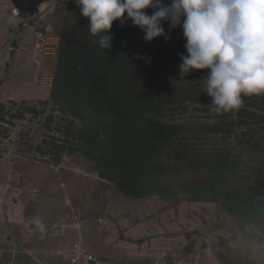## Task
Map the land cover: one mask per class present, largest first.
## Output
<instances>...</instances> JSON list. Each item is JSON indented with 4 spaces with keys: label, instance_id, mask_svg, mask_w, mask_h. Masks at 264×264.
<instances>
[{
    "label": "rangeland",
    "instance_id": "374dc122",
    "mask_svg": "<svg viewBox=\"0 0 264 264\" xmlns=\"http://www.w3.org/2000/svg\"><path fill=\"white\" fill-rule=\"evenodd\" d=\"M86 20L76 0H0V259L90 264L102 235L107 251L124 244L142 264H264V94L214 113L202 87L208 70H193L149 106L143 95L160 82L151 76L121 120L77 113L54 71L62 35L76 31L70 44L81 47ZM163 26L170 39H158L179 66L182 28ZM130 118L167 129L131 148ZM110 125L121 135L108 137Z\"/></svg>",
    "mask_w": 264,
    "mask_h": 264
},
{
    "label": "clouds",
    "instance_id": "9594fccd",
    "mask_svg": "<svg viewBox=\"0 0 264 264\" xmlns=\"http://www.w3.org/2000/svg\"><path fill=\"white\" fill-rule=\"evenodd\" d=\"M76 4L102 49L112 47L109 30L118 19L121 26L131 20L145 41L170 39L164 22L169 32L182 28L187 54L180 57V78L193 70H208L202 87L214 113L239 110L243 97L264 94V0H76ZM35 223L42 228L39 218Z\"/></svg>",
    "mask_w": 264,
    "mask_h": 264
},
{
    "label": "trees",
    "instance_id": "16d2710c",
    "mask_svg": "<svg viewBox=\"0 0 264 264\" xmlns=\"http://www.w3.org/2000/svg\"><path fill=\"white\" fill-rule=\"evenodd\" d=\"M79 24L84 33L81 47L76 48L70 44L76 38V31L71 37L66 33L63 34L54 71L57 85L70 90L71 105L76 108L77 113L79 108L88 107L92 112L110 113L111 117L117 113L121 120L129 111L135 113L138 97L144 92L142 87L154 75L160 78L158 80L160 82L152 87V90L156 91L143 95L142 101L150 102L149 106L152 105L160 99L159 91L164 95L174 96L171 87L174 86L173 79L177 73H180V69L174 57L168 54L167 48L158 38L145 41L144 33L139 27L133 26L131 20L121 26L118 19L113 22L109 30V34L112 35V47L102 49L99 47V36L93 37L89 31V19ZM164 25L169 26L167 22H164ZM94 40L96 43H93ZM178 43L182 46L181 42ZM81 53L82 58L79 61L78 57ZM145 56L150 58V62L149 59L144 58ZM167 65H172L174 68L172 69V66L167 68ZM78 71L83 75L80 76ZM125 107L126 111H124ZM119 122L117 119L113 121V131H117ZM128 122L126 140L130 141L131 148L137 145L143 149L148 137L157 140L167 129L165 125H160L151 118H145L137 123V126L133 118ZM113 127L108 126L106 135L120 136L121 134L112 131ZM97 144L103 146L102 142ZM113 151H101L99 154H113ZM126 153L134 154L132 150H127ZM102 163L105 164L107 161L102 160Z\"/></svg>",
    "mask_w": 264,
    "mask_h": 264
},
{
    "label": "crops",
    "instance_id": "0c3cea01",
    "mask_svg": "<svg viewBox=\"0 0 264 264\" xmlns=\"http://www.w3.org/2000/svg\"><path fill=\"white\" fill-rule=\"evenodd\" d=\"M115 228H116V226L114 224L109 229L106 226V229L111 230L112 233H114V230L113 229H115ZM146 229L149 230V227L146 228ZM103 232L106 233V230L101 231V234ZM101 237H102V235H99L98 239L94 241V247L91 248L87 252V253H91L97 259V262L90 263V264H114L115 262H123L124 264H142L144 262V260H140V254H139V252L137 250H135V249L133 250L132 248H127L126 249V246L124 244H121V249L119 247H113L114 250L107 251V247H104L101 242L98 243V241H100ZM156 239H159V238H156ZM160 239H162V238H160ZM157 241H162V240H156V241H154V243H157ZM128 249H130V250L132 249L133 251L132 252H130V251L128 252ZM9 250H11V249L9 248ZM121 250H122V252H121ZM146 250L149 253V250L148 249H146ZM109 252H111V255L110 256H107V253H109ZM120 252L121 253H124V256L123 257L120 254ZM78 253L79 252L74 253L71 256L74 257V255H77ZM119 254L121 256H118ZM141 254L142 255H147L145 252H141ZM12 255H15V254H12ZM119 257H121V258L127 257V259L121 261L120 259H117ZM141 261H143V262L141 263ZM0 264H8V263H6L3 259H0Z\"/></svg>",
    "mask_w": 264,
    "mask_h": 264
},
{
    "label": "bare ground",
    "instance_id": "6f19581e",
    "mask_svg": "<svg viewBox=\"0 0 264 264\" xmlns=\"http://www.w3.org/2000/svg\"><path fill=\"white\" fill-rule=\"evenodd\" d=\"M192 234H194L195 236L196 235H198V236L200 235L197 230L192 231ZM87 261H92L94 263V262H96V259L92 257V258L87 259Z\"/></svg>",
    "mask_w": 264,
    "mask_h": 264
},
{
    "label": "built area",
    "instance_id": "2783aa9c",
    "mask_svg": "<svg viewBox=\"0 0 264 264\" xmlns=\"http://www.w3.org/2000/svg\"><path fill=\"white\" fill-rule=\"evenodd\" d=\"M86 257H90V258H92L93 256H92V255H87Z\"/></svg>",
    "mask_w": 264,
    "mask_h": 264
}]
</instances>
